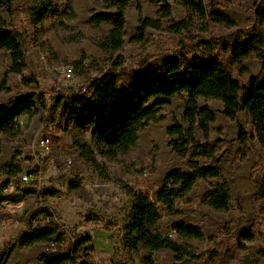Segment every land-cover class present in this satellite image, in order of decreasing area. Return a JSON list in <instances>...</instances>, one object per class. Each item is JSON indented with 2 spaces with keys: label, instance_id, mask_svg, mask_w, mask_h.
Returning a JSON list of instances; mask_svg holds the SVG:
<instances>
[{
  "label": "rangeland",
  "instance_id": "obj_1",
  "mask_svg": "<svg viewBox=\"0 0 264 264\" xmlns=\"http://www.w3.org/2000/svg\"><path fill=\"white\" fill-rule=\"evenodd\" d=\"M50 1L58 14L44 17L40 28H34L30 20L29 7L34 0H14L10 16L1 12L20 38L25 68L20 75L9 73V53L0 51V104L34 94L37 111L31 118H22L18 137L0 136V196L6 184L23 174L38 176L39 183H33L37 188H29L35 193L17 203L0 197V223L4 224L0 253L9 249L25 233L32 217L45 209L65 236L56 248L66 251L71 244L89 238L86 246L93 248L92 264H264V215L255 198L256 185L264 175V151L245 112L231 121L221 113L219 101L208 102L216 117L210 125L209 141L230 185L232 202L224 212L209 208L205 202L207 181H198L191 192L175 202L178 217L202 231V239L183 242L194 259L180 262L167 251L133 250L124 235L131 217L128 191L144 192L155 201L167 171L186 169L187 159L172 151L166 133L173 118L181 120L184 96L174 97L169 106L160 109L158 122L139 133L135 148L113 159L99 154L92 145L90 130H78L63 113L72 94L88 92L89 84L113 67L123 80L143 62L159 66L185 56L188 60L217 59L243 84L250 76L261 79L256 59L232 64L231 48L239 35L257 29L254 1L262 4L264 0H204L208 10L214 8L229 16L233 27L201 18L176 2H169L170 18H164L160 5L151 0L131 3L126 7L123 45L116 51L106 44L111 26L91 22L93 13L111 12L103 0ZM142 18L156 27L140 30ZM67 68L72 69L69 79L65 77ZM57 97H62V102L55 106ZM240 129L254 137L245 146L240 143ZM195 134L203 143L200 131ZM42 139L49 141L47 150L39 144ZM81 147L89 154H83ZM15 157L21 171L13 176L3 165ZM157 206L167 226L171 218L161 205ZM243 230L251 232L252 241L242 237ZM42 248L15 249L7 264H39Z\"/></svg>",
  "mask_w": 264,
  "mask_h": 264
},
{
  "label": "trees",
  "instance_id": "obj_2",
  "mask_svg": "<svg viewBox=\"0 0 264 264\" xmlns=\"http://www.w3.org/2000/svg\"><path fill=\"white\" fill-rule=\"evenodd\" d=\"M151 1L160 5L164 18L171 16L169 2H176L201 18H211L226 27L234 26L229 16L214 8L208 10L204 0ZM140 2L141 0H103L104 7L111 12L91 15L94 26H100L102 23L111 26L106 35V44L112 50H119L123 45L126 7L131 3L138 5ZM13 9L14 0H0V51L9 53L11 66L8 72L20 75L25 68L22 44L18 34L1 17V12L10 16ZM253 13L257 29L249 34L239 35L231 48V62L240 65L242 60L256 59L262 73L261 79L250 76L243 84L217 59L192 57L188 60L185 56H180L159 66L143 62L123 80L113 67L101 78L92 81L88 92L72 94L65 103L63 113L69 121L73 122L78 130H90L91 142L96 151L106 158L113 159L135 148L139 133L148 125L158 122L160 109L169 106L174 97L184 96L181 120L173 118L166 133L172 151L180 158L187 159L186 169L172 168L167 171L155 192V201L144 192L128 191L132 206L124 239L131 249L167 251L173 255L175 262L194 259L189 246L183 242L202 239V231L197 225L178 217L180 213L175 202L191 192L198 181L208 182L205 202L209 208L217 212L229 209L232 202L231 188L222 174L216 150L209 141L210 125L216 121L215 114L208 105L209 101H219L221 113L231 121H235L239 113L245 112L250 119L255 140L264 151V2L258 4L254 1ZM48 14H58L50 0H34L33 5L29 7L34 28H40L42 20ZM139 22L140 30L148 26L156 27L146 18L140 19ZM75 65L77 66V63ZM39 102L43 107L44 102ZM61 102L62 97H57L55 106ZM36 107L37 99L34 94H26L15 101L0 104V136L18 137V118H31L37 111ZM197 130L204 139L203 143L195 136ZM238 135L243 146L254 138L241 129ZM81 149L83 154H89L86 148ZM3 168L13 176L21 171L20 162L16 157L6 162ZM33 193L34 190L22 188L16 196L0 197L2 201L17 203ZM255 198L260 205L261 214L264 215V175L256 185ZM158 204L171 218L167 226L162 223ZM49 216L45 209L33 216L25 233L19 235L9 249L0 253V264H7L15 249L35 247H43L37 258L39 264H92L93 248L86 246L90 242L89 238L71 244L72 247L66 251L56 248L63 243L65 236ZM171 232H174L175 238L168 236ZM241 234L245 240L252 241L250 231L243 230Z\"/></svg>",
  "mask_w": 264,
  "mask_h": 264
},
{
  "label": "built area",
  "instance_id": "obj_3",
  "mask_svg": "<svg viewBox=\"0 0 264 264\" xmlns=\"http://www.w3.org/2000/svg\"><path fill=\"white\" fill-rule=\"evenodd\" d=\"M72 76V69L71 68H67L66 71H65V77L67 79L71 78ZM23 117H19L18 118V125L20 126L22 124L21 120H22ZM48 143L49 141L47 139H42L39 144L40 146L44 149V150H47L48 149ZM39 177L38 176H34L32 177L31 175H28V174H23L21 176H19L18 179H16V181L14 182H10L7 186H5L4 188H2V191H1V195L4 197V198H7V197H10V196H13V195H17L19 190L22 189V188H37V186L33 185V183L37 184L39 183ZM4 228V224L0 223V231L3 230ZM174 232H171L168 234L169 237L172 238Z\"/></svg>",
  "mask_w": 264,
  "mask_h": 264
},
{
  "label": "crops",
  "instance_id": "obj_4",
  "mask_svg": "<svg viewBox=\"0 0 264 264\" xmlns=\"http://www.w3.org/2000/svg\"><path fill=\"white\" fill-rule=\"evenodd\" d=\"M4 241V240H3Z\"/></svg>",
  "mask_w": 264,
  "mask_h": 264
}]
</instances>
